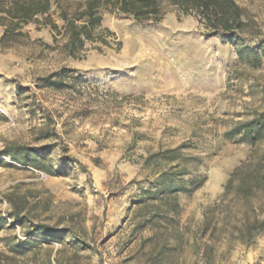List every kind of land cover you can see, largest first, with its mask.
Listing matches in <instances>:
<instances>
[{"label": "rangeland", "instance_id": "1", "mask_svg": "<svg viewBox=\"0 0 264 264\" xmlns=\"http://www.w3.org/2000/svg\"><path fill=\"white\" fill-rule=\"evenodd\" d=\"M236 2L259 32L245 43L264 45V0ZM57 3V30L36 17L0 44V264H264V231L248 246L214 244L207 262L201 232L231 172L248 159L264 164L263 142L224 135L259 105L248 82L262 84L264 72L248 71L224 35L209 37L174 9L158 23L104 12L107 45L86 42L70 58ZM61 69L69 73L58 80ZM182 143L200 159L192 170L201 184L175 203H138L165 168L143 158ZM7 144L49 147L39 163L53 175L2 155ZM13 206L21 225L9 218Z\"/></svg>", "mask_w": 264, "mask_h": 264}, {"label": "trees", "instance_id": "2", "mask_svg": "<svg viewBox=\"0 0 264 264\" xmlns=\"http://www.w3.org/2000/svg\"><path fill=\"white\" fill-rule=\"evenodd\" d=\"M56 5L58 18L63 23L62 28L58 29V34L64 38L61 50L70 58H76L86 42L100 41L107 45L101 38L102 33H109L102 28L104 12H117L132 17L138 23H158L167 9H174L182 16L194 15L209 37L224 35L235 48L240 64L248 71L264 72V45L253 48L245 43L246 39L252 40L259 32L255 30L254 22L246 16L244 9L236 0H58ZM51 8L52 0H0V25L4 27L0 44L7 39L22 36V27L34 21L36 17H42V25L57 30L49 15ZM233 71L236 73V83H239L242 80L241 72L238 69ZM67 73L68 70L61 69L58 80ZM47 79H51V76ZM54 84L55 82H52V85ZM256 88L260 93L259 105L245 112L243 118L231 124L224 133L227 139L264 143V82L262 84L248 82L250 93ZM46 137L47 135L42 136ZM187 145L182 143L174 148L160 149L148 153L143 158L142 164L146 167L165 168L156 172L153 188L141 191L138 203L142 202L144 206L151 208H156L157 202L175 203L174 196L178 192H188L201 184L202 180L193 175L192 170L200 164V159L197 156L186 155L189 148ZM48 148L7 144L2 150V155L12 158L18 164L42 168L46 174L53 175L51 170L39 163V160L46 156ZM187 175L189 176L187 184L180 186L174 184L176 177ZM259 195L261 200L256 206L254 200ZM263 212L264 164L248 159L231 172L218 204L209 208L203 215L201 232L208 239L204 243L203 259L208 261L214 244L250 245L264 231ZM8 215L14 223L18 225L23 223L15 206ZM4 223L1 222V225Z\"/></svg>", "mask_w": 264, "mask_h": 264}, {"label": "crops", "instance_id": "3", "mask_svg": "<svg viewBox=\"0 0 264 264\" xmlns=\"http://www.w3.org/2000/svg\"><path fill=\"white\" fill-rule=\"evenodd\" d=\"M3 32H4V27H3V26H0V38L2 37ZM30 37H31L32 39H34V38H40L41 36H40V34L37 33V32H35V33L32 32V33H30Z\"/></svg>", "mask_w": 264, "mask_h": 264}]
</instances>
